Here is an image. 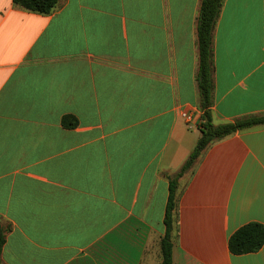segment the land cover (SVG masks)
<instances>
[{
    "label": "crops",
    "instance_id": "obj_1",
    "mask_svg": "<svg viewBox=\"0 0 264 264\" xmlns=\"http://www.w3.org/2000/svg\"><path fill=\"white\" fill-rule=\"evenodd\" d=\"M200 5L0 0V264H162L172 179V264H264V246L229 250L264 226V125L182 173L201 136ZM212 48L213 123L264 115V0H225Z\"/></svg>",
    "mask_w": 264,
    "mask_h": 264
},
{
    "label": "trees",
    "instance_id": "obj_2",
    "mask_svg": "<svg viewBox=\"0 0 264 264\" xmlns=\"http://www.w3.org/2000/svg\"><path fill=\"white\" fill-rule=\"evenodd\" d=\"M60 0H13L16 6L25 10L41 14H51L59 5ZM225 0H201L197 36L199 48V69L197 82L199 89V109L201 111V123L199 130L201 136L194 151L182 168V173L191 169L205 149L214 141L234 134L237 131L250 129L264 125V115L251 116L220 125H215L212 119L213 107V31L219 18ZM65 127L76 126L77 121L72 116H66L62 120ZM176 179L170 180L169 197L167 202L165 226L166 233L160 242L162 264H172V232L177 208ZM5 244V237L0 231V256ZM264 246V226L259 223H250L237 230L229 239V250L233 255H245L255 253Z\"/></svg>",
    "mask_w": 264,
    "mask_h": 264
},
{
    "label": "built area",
    "instance_id": "obj_3",
    "mask_svg": "<svg viewBox=\"0 0 264 264\" xmlns=\"http://www.w3.org/2000/svg\"><path fill=\"white\" fill-rule=\"evenodd\" d=\"M182 118L185 120L186 124L192 128L195 122V112L193 110H183L182 113Z\"/></svg>",
    "mask_w": 264,
    "mask_h": 264
}]
</instances>
